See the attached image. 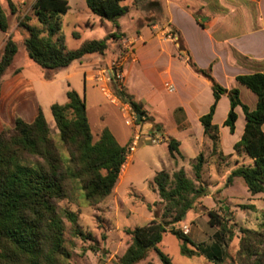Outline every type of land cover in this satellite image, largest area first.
<instances>
[{
    "label": "rangeland",
    "instance_id": "1",
    "mask_svg": "<svg viewBox=\"0 0 264 264\" xmlns=\"http://www.w3.org/2000/svg\"><path fill=\"white\" fill-rule=\"evenodd\" d=\"M69 12L61 17L62 34L65 37L67 50L79 49L83 43L91 40H102L107 35L115 33L120 37L110 41L109 50L103 58L98 54L87 55L68 69L71 80H61L67 71L62 70L56 76L58 81L53 85L54 96L45 100L44 93L38 88V95L43 103L51 101L58 105L68 102L69 91L77 92L86 103L87 116L92 129L93 143H96L102 131L108 129L118 143L129 149V156L122 169V175L113 192L96 205H90L77 189H70L69 197L60 202L59 206L78 216V223L86 236L76 237L72 234L71 223L66 221V246L71 254L70 264H119L120 258L132 242L128 230L147 225L150 221L162 220L165 214L166 203L162 202L155 176L166 171L171 177L174 173L183 170L187 177L195 182L201 192L192 199L193 208L183 217L182 221L172 224L168 229H178L185 233L197 244H205L211 248L219 233L218 228L209 225V214L220 216L233 232L232 239H226L228 258L224 264H248L243 255H240L243 239L247 238L246 230L262 234L253 246L255 250L264 254V194L252 196L241 178H234L228 182V177L238 167L252 163L243 153L234 151V145L243 133L245 122L242 117L237 123L234 135L227 127L222 126L226 113V103H220L214 123L219 126V135L216 146L204 134L199 122V115L205 114L214 102V96L209 81L185 62L174 63L172 78L176 82L175 92L168 93L165 87L167 76L156 75L152 70H161L167 64V57L158 58V45L153 43L144 50L145 60L148 62V76L132 69L128 78L130 91L138 98H147L154 91L157 93L155 108H147L141 103L140 110L135 111L127 98L125 88V68L134 53L133 46L135 33L145 26H157L156 31L162 39H173L176 43L180 37L158 9L156 2L147 0H126L124 5L133 11L130 15L121 18L116 24L101 21L87 7L85 0H67ZM199 0H182L196 13L199 11ZM36 0H1L2 7L8 18V31L5 35L0 31V60L7 40L11 37L18 46V53L13 64L7 69L5 76L15 70L22 69L29 77L35 75L51 78V73L32 61L24 47V40L28 37L26 29L20 23L31 26L40 25L33 13V4ZM214 10V8H210ZM30 21H27L29 20ZM134 21L135 23H132ZM9 25L11 28L9 29ZM75 34L78 37H75ZM138 34V33H137ZM192 43L196 55L203 66L193 61L201 69H209L208 63L212 58L213 50L203 33L191 32ZM184 50V47H182ZM220 53L221 61L217 65V72H212L213 78L223 87L229 85L227 71L223 65L225 52L216 48ZM178 54L187 59L185 52H181L178 45ZM192 55V54H191ZM158 58V59H157ZM95 65L100 73V84L86 82L84 70ZM189 59V58H188ZM154 71V70H153ZM15 72V71H14ZM121 77H117L119 74ZM253 94V93H250ZM251 96V95H250ZM243 94L242 100L250 105L252 98ZM254 96V95H253ZM45 100V102H44ZM115 100H117L115 102ZM130 106H127V105ZM184 106L187 109L185 113ZM178 106V107H177ZM43 116L49 122L52 137L62 150L59 131L56 128L52 110L43 107ZM138 116L141 120L138 121ZM7 128V127H6ZM181 142L179 154L173 158L170 155L168 142L170 139ZM135 147V151L131 148ZM203 155L204 166L201 178L198 179L194 166L198 157ZM122 176V177H121ZM255 238V237H254ZM256 239V238H255ZM182 241L171 232L164 235L159 250L167 255L172 264H213L206 257L188 258L181 253ZM161 264L155 251L137 264Z\"/></svg>",
    "mask_w": 264,
    "mask_h": 264
},
{
    "label": "trees",
    "instance_id": "2",
    "mask_svg": "<svg viewBox=\"0 0 264 264\" xmlns=\"http://www.w3.org/2000/svg\"><path fill=\"white\" fill-rule=\"evenodd\" d=\"M85 1L88 9L101 21L113 24L130 12V8L124 5L126 0ZM157 6L160 11V4L157 3ZM32 8L40 28L22 22L19 24L28 32L24 47L28 57L51 73V78L87 55H105L110 41L120 39L113 33L102 40L86 41L79 49L69 51L61 23V17L70 10L68 1L36 0ZM0 31H8V18L1 0ZM75 37L78 35L75 34ZM179 37L177 44L180 51L188 56V64L195 73L206 78L212 88L214 102L209 112L200 117V123L213 145L216 146L219 135V126L213 120L223 95L228 96L230 101L223 127H227L231 135L235 134L238 121L236 109L241 107L245 115L244 132L235 143L234 151L245 154L252 163L236 168L228 177V182L241 178L252 196L264 194V73L236 78L257 97V106L251 110L241 102L238 89H226L213 78L211 68L204 70L197 66L183 38ZM17 53L18 46L10 37L0 60V96L3 77ZM67 97L66 104H55L51 108L62 150L53 139L42 111L33 123L18 119L14 128H5L0 133V264H70L65 222L71 223V232L76 237L92 238V234L83 231L77 214L61 208L59 203L69 197L70 189L78 186L84 199L90 205H96L113 192L127 162L128 147L121 146L107 128L93 143L85 100L75 91H69ZM127 98L132 108L139 112L140 104L128 95ZM180 145L175 139L168 142L173 158L179 154ZM203 166L201 154L194 166L198 179ZM154 184L162 202L166 203L165 214L162 220L154 219L143 227L128 230L132 242L119 264H137L152 251L158 254L161 264H172L171 259L159 250L168 231L182 241L183 256L206 257L213 264H224L228 258L223 250L226 239H232L234 234L220 216L209 214V225L219 229L211 248L195 243L181 230L168 229L170 225L181 222L193 208L192 199L201 192V188L183 170L172 177L161 171L155 176ZM244 232L247 238L243 239L239 253L243 255L242 259L248 264H264V254L253 246L262 234L249 230Z\"/></svg>",
    "mask_w": 264,
    "mask_h": 264
},
{
    "label": "crops",
    "instance_id": "3",
    "mask_svg": "<svg viewBox=\"0 0 264 264\" xmlns=\"http://www.w3.org/2000/svg\"><path fill=\"white\" fill-rule=\"evenodd\" d=\"M147 1L160 4L163 16L168 20L171 27L183 38L185 47L200 66H203V64H201L199 57L195 53L192 38L190 37L191 32L203 33L207 36V41L213 50V55L208 63V67L211 68L214 74H216L217 65L221 61L220 53L217 54L216 48L220 47L224 50L225 57L223 65L227 71V79L229 81V85L225 88L228 90L238 89L241 102L245 105L247 102L245 103L242 100L243 94L247 96L251 95L252 101L248 107L254 110L258 102L257 97L254 94H250L252 92L237 82L236 78L240 75L264 73V0H199V11L197 13L188 5L185 6L182 0ZM210 8H214V10ZM133 13L134 12L131 10L128 13L130 18ZM132 23L135 22L132 21ZM10 28L11 26L9 25V29ZM156 28V25L153 27L145 26L137 32L138 34L135 33L134 53H132V57L130 61H128L129 64L125 68V88L127 95L140 105L141 103H145L146 107L150 109L155 108L153 104L156 103L157 93L153 91L147 98H137L136 95L130 91L127 83L132 69H137L146 74V76L149 75L147 72L148 62L145 60L143 51L155 43L158 45L159 55L157 57H167L165 68L161 70H152V73L156 75L160 74L161 76H167L164 82L165 85L167 83L176 85V82L171 76L174 63L185 62L186 65H188V57L185 59L178 54V44L173 39H162L156 31ZM5 34L6 33H3V35ZM99 57L103 58L101 55H99ZM98 61L99 62L92 64L91 68L84 70V77L86 82L94 81L101 86L100 71L97 67L102 60L99 59ZM95 65H97V67L93 68ZM70 67L64 69L67 71V74L61 79L62 81L66 80L69 82L71 80L72 75L68 72ZM58 73L51 79L48 78L47 75L29 77L22 69L15 68V70L9 72L5 78H3L0 96V133L6 127L14 128L18 119L29 124L33 123L39 115V112H43V107L52 108L54 103L51 101L45 102V100L51 99L54 96L53 85L58 81L56 77ZM38 88H40L45 95V104L43 100L41 101L39 98ZM222 102L226 103V113L222 120L223 126L230 110L228 96L223 95L221 97L217 105L215 116ZM212 104L205 114L209 112ZM181 107L184 108L187 114V109L184 106ZM236 111L238 114V123L242 117L245 119V115L241 107H238ZM205 114L198 116L199 122L200 117ZM245 124L246 120L243 125V132ZM240 138L237 139V141H239Z\"/></svg>",
    "mask_w": 264,
    "mask_h": 264
},
{
    "label": "built area",
    "instance_id": "4",
    "mask_svg": "<svg viewBox=\"0 0 264 264\" xmlns=\"http://www.w3.org/2000/svg\"><path fill=\"white\" fill-rule=\"evenodd\" d=\"M117 75V77H121L120 76V73L119 74H116ZM100 80H102V79H100ZM165 87H166V90H167V92L168 93H174L175 92V87H174V85L173 84H171V83H167L166 85H165ZM117 100H115V102H116ZM127 106H130L129 104L127 105ZM132 107V106H131ZM131 151H135V147H132L131 148ZM188 232V228H185V233H187Z\"/></svg>",
    "mask_w": 264,
    "mask_h": 264
},
{
    "label": "water",
    "instance_id": "5",
    "mask_svg": "<svg viewBox=\"0 0 264 264\" xmlns=\"http://www.w3.org/2000/svg\"><path fill=\"white\" fill-rule=\"evenodd\" d=\"M141 120V118H140V116H138V121H140Z\"/></svg>",
    "mask_w": 264,
    "mask_h": 264
}]
</instances>
